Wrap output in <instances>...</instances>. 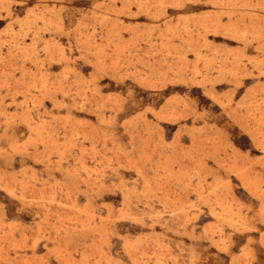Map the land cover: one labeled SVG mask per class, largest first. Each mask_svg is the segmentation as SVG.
Returning <instances> with one entry per match:
<instances>
[{"label":"rangeland","instance_id":"1","mask_svg":"<svg viewBox=\"0 0 264 264\" xmlns=\"http://www.w3.org/2000/svg\"><path fill=\"white\" fill-rule=\"evenodd\" d=\"M0 264H264V0H0Z\"/></svg>","mask_w":264,"mask_h":264}]
</instances>
